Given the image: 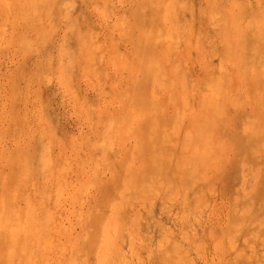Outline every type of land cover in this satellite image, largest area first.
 <instances>
[{
	"label": "rangeland",
	"instance_id": "rangeland-1",
	"mask_svg": "<svg viewBox=\"0 0 264 264\" xmlns=\"http://www.w3.org/2000/svg\"><path fill=\"white\" fill-rule=\"evenodd\" d=\"M204 115L212 161L201 167L183 137ZM263 141L264 0H0L2 261L103 264L113 238L132 261L111 263L157 264L156 246L178 238L190 264H264Z\"/></svg>",
	"mask_w": 264,
	"mask_h": 264
},
{
	"label": "bare ground",
	"instance_id": "bare-ground-1",
	"mask_svg": "<svg viewBox=\"0 0 264 264\" xmlns=\"http://www.w3.org/2000/svg\"><path fill=\"white\" fill-rule=\"evenodd\" d=\"M21 9H22V8H21ZM19 10H20V9H19ZM19 10H18V11H19ZM103 10H104V9H103ZM22 12H23V11H22ZM109 14H110V13H109ZM217 16H218V15H217ZM22 18H23V17H22ZM123 18H125V17H123ZM126 19H127V18H126ZM217 19H218V18H217ZM121 23H122V22H121ZM119 24H120V23H119ZM123 25H124V24H123ZM119 26H120V25H119ZM26 29H27V28H26ZM128 29H129V28H128ZM125 31H126V30H125ZM172 45H173V43H172ZM173 47H174V46H173ZM176 67H177V66H176ZM222 68H223V67H222ZM220 69H221V68H220ZM159 71H161V70H159ZM157 73H158V72H157ZM158 74H159V73H158ZM178 74H179V73H178ZM163 76H164V75H163ZM153 77H154V76H153ZM220 77H221V76H220ZM156 79H157V75H156ZM159 79L161 80V78H159ZM48 80H49V79H48ZM162 80H163V78H162ZM228 81H229V80H228ZM170 82H171V81H170ZM172 82H173V80H172ZM219 82H220V81H219ZM47 84H48V83H47ZM218 84H220V83H218ZM170 85H171V84H170ZM181 87H182V84H181ZM223 87H224V86H223ZM183 88H184V87H183ZM217 88H218V87H217ZM181 90H182V89H181ZM183 90H184V89H183ZM149 91H151V90H149ZM213 91H214V90H213ZM213 91H212V92L210 91V92L214 94ZM151 92H152V91H151ZM210 92H209V93H210ZM154 93H155V91H154ZM154 93H153V94H154ZM211 93H210V94H211ZM201 94H202V93H201ZM150 95H151V94H150ZM154 95H156V94H154ZM217 95H218V97L220 96L219 94H217ZM217 95H215L214 97L216 98ZM260 95H261V94H260ZM152 96H153V95H152ZM202 96H203V95H202ZM206 96H207V95H206ZM206 96H205V97H206ZM225 96H226V95H225ZM153 97H154V96H153ZM187 97H189V96H187ZM193 97H194V96H193ZM180 98H181V96H180ZM182 98H183V97H182ZM182 98H181V99H182ZM208 98H209V97H208ZM225 98H226V97H225ZM152 99H155V98H151V99H148V100L151 101ZM190 99H191V98H190ZM193 99H194V98H193ZM193 99H192V100H193ZM202 99L204 100V97H203ZM202 99H201V100H202ZM209 99H210V98H209ZM209 99H208V101H210ZM174 100H175V99H174ZM212 100H213V99H212ZM175 101H176V100H175ZM193 101H194V100H193ZM260 102H261V101H260ZM148 103H150V102H148ZM181 103H182V102H181ZM208 103H209V102H207V104H208ZM262 103H263V102H262ZM182 104H183V103H182ZM209 104H210V103H209ZM209 104H208V105H209ZM193 105H194V103H193ZM211 105H212V104H211ZM211 105H210V106H211ZM210 106H209V107H210ZM186 107H187V106H186ZM162 108H163V107H162ZM162 108H161V111H162V113H164V112H163V111H164V108H163V109H162ZM183 109H184V108H183ZM183 109H182V110H183ZM177 110L179 111V108H178ZM220 110H222V109H220ZM155 111H157V110H155ZM158 112H159V111H158ZM155 113H156V112H155ZM178 113H179V112H178ZM178 113H177V114H178ZM183 113H184V112H183ZM183 113L181 112V115H180L182 118H181L180 116H178V117H180L181 119H183V117H184V114H183ZM177 114H176V118H175V120H178V119H179V118L177 119ZM182 114H183V115H182ZM156 115H158V113H157ZM160 115H161V112H160ZM166 115H167V114H166ZM166 115H165V116H166ZM152 116H153V115H152ZM166 117H167V116H166ZM207 118L209 119L210 116H209V115H204V116H202L199 120L192 121L193 123H190V124H189V128H190V130H188L187 132L185 131L186 133L184 132V137H183V141H186V143H187V139H188V140H190L189 142H191V144H192V148H191V149H192V150L194 151V153H195V157H194V159H193L194 164L197 165V166H201V167H205L206 165H208L209 162L212 161V157H211V156H212V154H211V153H212V147H211V145H210V141L208 140V133L210 132V130H209V126H208ZM157 119H158V118H157ZM161 119H162V118H160V120H161ZM109 120H110V119H109ZM113 120H114V119H113ZM113 120H110L111 123H113V122H112ZM132 120H133V119H132ZM150 120L152 121V119H150ZM155 120H156V118H155ZM160 120H159V121H160ZM167 120H168V119H167ZM175 120H174V121H175ZM103 121H104V120H103ZM110 121H109V122H110ZM151 121H150V122H151ZM161 121H162V120H161ZM161 121H160V123L158 122V120H157L156 122H157V124H160V125H161V124H163V122L161 123ZM257 121H258V120H257ZM100 122H101V121H100ZM130 122H131V121H130ZM130 122H129V123H130ZM166 122H168V121H166ZM176 122H178V123H177L178 126L182 125V124L179 125V123H180L181 121L179 122V120H178V121H176ZM111 123L109 124V125H110L109 127L112 126V128H113L114 125L111 124ZM129 123H128V125H129ZM152 123H153V121H152ZM218 123H219V122H218ZM107 124H108V123H107ZM130 124H131V123H130ZM154 124H156V123H154ZM177 124H176V125H177ZM216 124H217V123H216ZM50 125H51V124H50ZM149 125H150V124H149ZM160 125H159V126H160ZM164 125H165V124H164ZM167 125H168V124H167ZM217 125H218V124H217ZM223 125H224V124H223ZM252 125H253V124H252ZM106 126H107V125H106ZM131 126H132V124H131L130 126H128L129 128H127V129H130V128H131L130 130L132 131L134 127H133V126L131 127ZM152 126H154V125L152 124L151 127H152ZM156 126H158V125H156ZM159 126H158V128L161 129L160 127H161L162 125H161L160 127H159ZM214 126H215V125H214ZM146 127H148V126H146ZM163 127H164V126H163ZM167 127H168V126H167ZM167 127H166V128H167ZM174 127H175V126H174ZM176 127H177V126H176ZM249 127H250V126H249ZM251 127H252V126H251ZM112 128H108V129L110 130V129H112ZM155 128H156V127H155ZM164 128H165V127H164ZM166 128H165V129H166ZM180 128H181V126H180V127H177V129L175 128L176 130H178V133H179V129H180ZM217 128H218V127H217ZM51 129H52V126H51ZM149 129H150V128H149ZM149 129H148V130H149ZM162 129H163V128H162ZM257 129H258V128H257ZM113 130H115V129H113ZM170 130H173V129L170 128ZM128 131H129V130H128ZM173 131L175 132V130H173ZM255 131H257V130H255ZM107 132H110L109 134H112L113 131L110 130V131H107ZM107 132H106V133H107ZM150 132H151V131H150ZM150 132L148 131L149 134H150ZM169 132H170V131H169ZM257 132H258V131H257ZM103 133H104V132H103ZM103 133H102V134H103ZM146 133H147V132H146ZM152 133H153V132H152ZM172 133H173V132H172ZM176 133H177V132H176ZM249 133H250V132H249ZM260 133H262V132L260 131ZM107 134H108V133H107ZM107 134H106V135H107ZM113 134H115V133L113 132ZM160 134H161V133H160ZM169 134H170V133H169ZM126 135H127V134H126ZM153 135L156 136V134H153ZM228 135H229V133H228ZM103 136L105 137V134L102 135V137H103ZM108 136H109V139H111V138H110V135H108ZM147 136H148V134L146 135V137H147ZM149 136H150V139H151L152 136H151V135H149ZM149 136H148V138H149ZM159 136H160V135H159ZM163 136H164V134H163ZM176 136H177V135H176ZM104 137H103L102 140H104ZM169 137H170V135H169ZM169 137H168V139H169ZM174 137H175V134H174ZM177 137H178V136H177ZM185 137L187 138L186 140H184ZM106 138H107V136H106ZM106 138H105L104 141H105V143L107 144V142H108L107 140H109V139H108V138L106 139ZM154 138H155V137H154ZM160 138H162V137H160ZM160 138H158V141L160 140ZM164 138H165V136H164ZM166 138H167V137H166ZM114 139H115V137H114ZM156 139H157V138H156ZM244 139H245V138H244ZM244 139H243V140H244ZM251 139H252V137H251ZM38 140H39V139H38ZM147 140H149V139H147ZM152 140H153V139H152ZM162 140H163V139H162ZM169 140H172V139L170 138ZM169 140H168V141H169ZM254 140H256V139H254ZM104 141H103V142H104ZM109 141H110V140H109ZM149 141H151V140H149ZM149 141H148V143H149ZM160 141H161V140H160ZM164 141H165V140H164ZM166 141H167V140H166ZM173 141H174V140H173ZM111 142H112V140H111ZM111 142H110V143H111ZM161 142L163 143V141H161ZM170 142H171V141H170ZM170 142H169V143H170ZM175 142H178V141H175ZM252 142H253V140H252ZM263 142H264V141H263ZM263 142H262V144H263ZM151 143H152V142H151ZM158 143H160V142H158ZM158 143L156 142L157 147H158ZM162 143H161V144H162ZM169 143L167 142V145H168ZM243 143H245V140H244ZM259 143H260V142H259ZM111 144H112V143H111ZM111 144H109V146H110ZM149 144H150V143H149ZM153 144H154V143H153ZM161 144H160V147H161ZM164 144H165V143H164ZM173 144H174V143H173ZM188 144L190 145V143H188ZM188 144L186 145V144L184 143V144H182V145H184V146L186 145V146L188 147ZM246 144H247V143H246ZM250 144H251V143H249V145H250ZM151 145H152V144H151ZM151 145H150V146H151ZM167 145H165L164 147H162L163 150H164V148H165ZM174 145H175V144H174ZM174 145H173L172 148H173L174 150H176V149L174 148V147H175ZM252 145H253V144H252ZM252 145H250V146H252ZM255 145H256V144H255ZM257 145H258V144H257ZM47 146H48V145H47ZM101 146H103V143H102V142H101ZM101 146H99V144L97 145V147H101ZM104 146H105V145H104ZM107 146H108V144H107ZM109 146H108V147H109ZM148 146H149V145H148ZM155 146H156V145H155ZM155 146H154V147H155ZM176 146H177V145H176ZM184 146H180V147L183 148ZM250 146H249V147H250ZM261 146H262V145H261ZM97 147H96V148H97ZM151 147H152V146H151ZM154 147H153V151H154V149H155ZM168 147H169V146H167V148H168ZM187 147H186V148H187ZM255 147H257V146H255ZM167 148H166V149H167ZM182 148H180V149H181V150H180L181 152H182V150H183ZM186 148H185V149H186ZM247 148H248V147H247ZM42 149H43V147L41 148V150H42ZM103 149H104V147H103ZM108 149H109V148H108ZM111 149H112V145H111ZM149 149H150V148H149ZM248 149H249V148H248ZM32 150H33V149H32ZM101 150H102V149H101ZM101 150H99V151H101ZM136 150H137V147H136ZM150 150H151V149H150ZM163 150L160 148L159 151L161 152V151H163ZM168 150H169V149H168ZM245 150H246V149H245ZM42 151H44V150H42ZM42 151H41V152H42ZM170 151H172L171 148H170ZM178 151H179V150H178ZM183 151H186V150H183ZM39 152H40V151H39ZM41 152H40L39 156L42 154ZM103 152H104V151H103ZM135 152H136V151H135ZM148 152L150 153L151 151L148 150ZM160 152H159V153H160ZM172 152H175V151H172ZM256 152H257V151H256ZM21 153H22V152H21ZM29 153H31V152L29 151ZM32 153H33V152H32ZM100 153H101V152H100ZM105 153H107V150H105ZM132 153H133V158H134V157H135L134 151H132ZM165 153L167 154V151H163L162 155L165 154ZM257 153H258V152H257ZM43 154H45V152H43ZM46 154H47V153H46ZM156 154H157V153H156ZM166 154H165V155H166ZM168 154H169V153H168ZM173 154H174V153H173ZM173 154L171 153L170 158H171V157L173 158V156H174ZM11 155H12V154H11ZM36 155H37V154H36ZM104 155H106V154H104ZM154 155H155V154H154ZM160 155H161V153H160L159 155H157V156H158L157 158H155V156H154V158L156 159V161L160 158L159 161H161V163H162L164 160H163V161L161 160ZM172 155H173V156H172ZM255 155H256V154H255ZM257 155H258V154H257ZM19 156H20V155H19ZM19 156H17V157H19ZM37 156H38V155H37ZM45 156H46V155H45ZM102 156H103V154H102ZM102 156H101V157H102ZM110 156H111V155H110ZM149 156H150V155H149ZM168 156H169V155H166V156H165L166 158L163 156V158H165L167 162H168V160H167ZM245 156L247 157V154H246ZM35 157H36V156H35ZM95 157H96V156L94 155V158H95ZM101 157H100V159H98V160L100 161L99 163H101ZM106 157H107V155H106ZM111 157H113V156H111ZM246 157H245V158H246ZM249 157H250V156H248L247 158H249ZM25 158H26V156H25ZM47 158H48V157H46V159H47ZM92 158H93V156H92ZM96 158H99V157H96ZM108 158H110L109 155H108ZM131 158H132V157H131ZM154 158H153V160H154ZM170 158H169V159H170ZM15 159H16V158H15ZM17 159H18V158H17ZM36 159L39 160L40 158L38 157V158H36ZM41 159H42V157H41ZM43 159H44V158H43ZM46 159H45V161H46ZM110 159H111V158H110ZM150 159H151V158H150ZM257 159H258V158H257ZM98 160L95 159L96 162H97ZM108 160H109V159H107V161H108ZM170 160H171V159H170ZM176 160H177V159H176ZM18 161H19V160H18ZM22 161H23V160H21L20 163H22ZM31 161H32V160H31ZM31 161H30V162H31ZM41 161H44V160H41ZM45 161H44V162H45ZM48 161H49V159H48ZM83 161H84V160H83ZM109 161H111V160H109ZM150 161L152 162V160H150ZM154 161H155V160H154ZM154 161H153V162H154ZM240 161H241V160H240ZM240 161H238V162H240ZM243 161H244V160H243ZM247 161L249 162L250 160H247ZM254 161H255V160H254ZM254 161H253V163H254ZM38 162H39V161H38ZM96 162H95V163H96ZM151 162H150V163H151ZM15 163H17L16 160H15L14 164H15ZM23 163H24V162H23ZM31 163H32V162H31ZM40 163H41V162H40ZM47 163H48V162H47ZM107 163H108V162H107ZM157 163H158V162H156V166L154 167V169H155V168L157 169V168H158V167H157L158 165L160 166V164L157 165ZM163 163H164V162H163ZM243 163H244V162H243ZM251 163H252V161H251ZM253 163H252V164H253ZM27 164H28V163H27ZM29 164H30V163H29ZM125 164H126V163H125ZM151 164H153V163H151ZM151 164H150V165H151ZM183 164H184V163H183ZM15 165H17V164H15ZM15 165H14V166H15ZM32 165H33V164H31L30 166H32ZM44 165L49 166L48 164H44ZM44 165H43V166H44ZM128 165H129V167L132 166V165L130 166V163H129ZM154 165H155V164H154ZM28 166H29V165H28ZM34 166H35V165H34ZM114 166H115V165H114ZM238 166H240V165H238ZM247 166H248V164H247ZM15 167H16V166H15ZM32 167H33V166H32ZM32 167H31V168H32ZM95 167H96V166H95ZM129 167H128V168H129ZM152 167H153V166H152ZM161 167H162V166L159 167V169L157 170L156 173H158V171H160V168H161ZM12 168H14V167H12ZM40 168H42V166H41ZM128 168H127V169H128ZM172 168H173V167H172ZM237 168H238V167H237ZM237 168H236V169H237ZM14 169H17V168H14ZM14 169H12V171H13ZM42 169H43V168H42ZM44 169H45V168H44ZM239 169H240V168H239ZM239 169H238V170H239ZM244 169H245V168H244ZM244 169H243V170H244ZM29 170H30V169H29ZM29 170H28V172H29ZM21 171H22V170H21ZM41 171H42V170H41ZM130 171H131V170L129 169V172H128V173H130ZM236 171H237V170H236ZM240 171H241V170H239V172H240ZM14 172H15V173H12V174H16V172L18 173V171H14ZM22 172H23V171H22ZM22 172H21V173H22ZM28 172H27V173H28ZM31 172H32V171H31ZM154 172H155V171H154ZM19 173H20V172H19ZM144 173H146V172H144ZM256 173H257V172H256ZM28 174L30 175V173H28ZM28 174H27V175H28ZM95 174H96V173H95ZM102 174H103V173H102ZM124 174H125V173H124ZM172 174H173V173H172ZM18 175H19V174H18ZM24 175H25V174H24ZM29 175H28V176H29ZM125 175H127V174H125ZM125 175H124L123 177H122V176H121V177L124 178ZM128 175H129V174H128ZM173 175H175V174H173ZM258 175H259V174H258ZM11 176H12V175H11ZM14 176L16 177V175H14ZM102 176H103V175H102ZM235 176H236V175H235ZM235 176H234V177H235ZM9 177H10V176H9ZM9 177L7 176V178H9ZM15 177H14V181L17 179V178L15 179ZM17 177H18V176H17ZM237 177H238V176H237ZM126 178L129 179V176H128V177L126 176ZM126 178H125V179H126ZM10 179H11V178H9V181H10ZM25 179H26V177H25ZM146 179H148V178H146ZM146 179L144 180V182H146ZM230 179H231V178H230ZM232 179H233V178H232ZM234 179H235V178H234ZM11 180H13V179H11ZM17 180L20 181L19 179H17ZM126 180H127V179H126ZM14 181H13V182L10 181V183L14 185V183H15ZM177 181H178V180H177ZM180 181H181V180H180ZM196 181L198 182V179H197ZM202 181H203V180H202ZM229 181H230V180H229ZM232 181H233V180H232ZM232 181H231V182H232ZM21 182H22V181H21ZM21 182H20V183H21ZM106 182H107V181H106ZM121 182H122V181H121ZM4 183H5V182H4ZM124 183H125V182H124ZM200 183H201V181H200ZM88 184H89V183H88ZM121 184H122V183H121ZM166 184H167V183H166ZM198 184H199V183H198ZM263 184H264V183H263ZM90 185L93 186V184L91 183V184L87 185V188H89ZM159 185H160V184H159ZM161 185H162V184H161ZM161 185H160V186H161ZM191 185H192V184H191ZM9 186H11V185L9 184ZM136 186H137V185H136ZM162 186H163V185H162ZM193 186H194V185H193ZM193 186H192V188H193ZM262 187H263V185H262ZM15 188H16V187H15ZM87 188H86V190H87ZM93 188H94V186H93ZM189 188H190V187H189ZM197 188H198V187H197ZM197 188H196V189H197ZM12 189H14V188H12ZM128 189H129V188H128ZM175 189H176V188H175ZM175 189H174V190H175ZM190 189H191V188H190ZM199 189H200V188H199ZM84 190H85V188H84ZM122 190H123V189H122ZM191 190H192V189H191ZM8 191H11V187H10V189H9ZM13 191H15V190H13ZM13 191H11L10 193H12ZM176 191H177V190H176ZM187 191H188V190H186V192H187ZM189 191H190V190H189ZM177 192H178V191H177ZM190 192H191V191H190ZM200 192H201V190H200ZM159 193H160V192H159ZM175 193H176V192H175ZM175 193H173V194H175ZM7 194H8V193H7ZM12 194H13V193H12ZM12 194H11V195H12ZM201 194H203V193L201 192ZM175 195H176V194H175ZM246 195H248V194L246 193ZM4 196H5V195H4ZM8 196H9V195H8ZM192 197H193V195H192ZM247 197H249V198H247V200H248V199H249V200L251 199V198H250V197H251L250 194H249V196H247ZM252 197H253V196H252ZM173 198H174V197H173ZM177 198H178V197H177ZM131 199H132V198H131ZM243 199H244V197H243ZM11 200H13V199H11ZM245 200H246V199H245ZM153 201H154V200H153ZM169 201L171 202V200H169ZM182 201H183L182 204L184 205L185 202H184V200H182ZM186 201H187V200H186ZM253 201H254V200H253ZM258 201H259V200H258ZM251 202H252V199H251ZM118 203H119V202H117V204H118ZM122 203H123V202H122ZM172 203H173V202H172ZM235 203H236V202H235ZM238 203H239V200H238ZM238 203H237V204H238ZM249 203H250V201H249ZM252 203H256V202H252ZM252 203H250V204H252ZM129 204H130V203H129ZM129 204H128V205H129ZM151 204H152V202H151ZM186 204H187V202H186ZM118 205H120V204H118ZM118 205H116V206H118ZM149 205H150V204H149ZM233 205H234V204H233ZM233 205H232V206H233ZM238 205H239V204H238ZM260 205H261V204H260ZM146 206H147V205H146ZM150 206L152 207V205H150ZM181 206H182V205H181ZM181 206H180V207H181ZM249 206H250V205H249ZM262 206H263V205H262ZM262 206H261V207H262ZM183 207H184V206H183ZM185 207H187V205H185ZM233 207H234V206H233ZM114 208H118V209L120 210V206H118V207H114ZM187 208H188V207H187ZM187 208H186V209H187ZM236 208H237V207H236ZM236 208H235V209H236ZM118 209L115 210L117 213H118V211H117ZM151 209H152V208H151ZM233 209H234V208H233ZM183 210H184V208H183ZM115 211H112V212H113V213H112V217H113V215H114V216H115L114 219L117 218L116 220H117V223H118L119 219H118V215H117V213L115 214ZM147 211H148V209L146 210V212H147ZM261 211H263V210H261ZM261 211H259V212H261ZM93 212H94V211H93ZM119 212H120V211H119ZM122 212H123V211H122ZM122 212H121V213H122ZM150 212H151V211H150ZM184 212H185V211H183V217H184V214H185ZM235 212H237V211H235ZM26 213H27V212H26ZM91 213H92V212H91ZM95 213H96V212H95ZM144 213H145V212H144ZM147 213H149V212H147ZM8 214H9V213H8ZM8 214H7V215H8ZM122 214H123V213H122ZM3 215H4V214H3ZM12 215H13V214H12ZM119 215H120V213H119ZM234 215H235V214H234ZM116 216H117V217H116ZM123 216H124V215H123ZM149 216H150V214H149ZM175 216H176V215H175ZM180 216H181V215H180ZM186 216H187V215H186ZM236 216H237V215H236ZM240 216H241V215H240ZM240 216H239V218H240ZM120 217H121V215H120ZM189 217H190V216H189ZM192 217H193V216H192ZM144 218H145V217H144ZM148 218H149V217H148ZM180 218H181V221L184 222V219H185V218L183 219L182 216H181ZM186 218L188 219V216H187ZM190 218H191V217H190ZM190 218H189L187 221H189ZM198 218H199V217H198ZM249 218H250V217H249ZM9 219H10V217H9ZM112 219H113V218H112ZM146 219H147V217H146ZM195 219H196V218H195ZM195 219H194V221H195ZM263 219H264V218H263ZM263 219H262V220H263ZM7 220H8V218H7ZM10 220H11V219H10ZM106 220H107V219H106ZM106 220H105V221H106ZM116 220H114V222H115ZM120 220H121V219H120ZM196 220H197V219H196ZM2 221H3V220H2ZM12 221H13V220H12ZM16 221H18V220H16ZM16 221H14V222H16ZM141 221H143V219H141ZM177 221H178V220H177ZM190 221H191V220H190ZM198 221H199V220H198ZM198 221H195V223H197ZM263 221H264V220H263ZM144 222H145V221H144ZM178 222H180V220H179ZM7 223H8V222H7ZM9 223L11 224V222H9ZM9 223L7 224V226H9ZM16 223H17V222H16ZM104 223H105V222H104ZM110 223H111V222H110ZM110 223L108 224V225H109V229H111V230L113 229L112 232H114V231H116V227H117V231H116V232L118 233V232L120 231V226H119V224H121L122 222H120V223L118 224V226H117V223H113V222H112L113 225L110 226ZM138 223H139V222H138ZM180 223H181V222H180ZM180 223H178V224H180ZM190 223H191V222H190ZM198 223H199V222H198ZM12 224H13V223H12ZM12 224H11V225H12ZM18 224L21 225V223H18ZM11 225H10V226H11ZM122 225H123V224H122ZM122 225H121V229H122V232H123L124 228H123ZM127 225H128V224H127ZM138 225H139V224H138ZM156 225H157V224H156ZM181 225H183V224H181ZM181 225H180V226H181ZM196 225H197V224H196ZM23 226H24V224H23ZM23 226H22V228H23ZM139 226H140V225H139ZM141 226H142V225H141ZM145 226H146V225H145ZM191 226H192V225H191ZM197 226H199V224H198ZM0 227H2V226H0ZM3 227H4V226H3ZM181 227H182V226H181ZM114 228H115V229H114ZM143 228H144V227H143ZM146 228H147V227H146ZM146 228H145V229H146ZM182 228H183V227H182ZM184 228H185V227H184ZM184 228H183V229H184ZM19 229H20V228H19ZM109 229H108V230H109ZM118 229H119V231H118ZM191 229H192V228H191ZM22 230H23V229H22ZM111 230L109 231V234L112 233ZM189 230H190V229H189ZM194 230H195V228H194ZM19 231H20V230H19ZM98 231H100V230H98ZM147 231H149V230H147ZM161 231H162V230H161ZM191 231H192V230H191ZM116 232H114V233H116ZM140 232H141V230H140ZM140 232H139V233H140ZM180 232H181V231H180ZM183 232H184V231H183ZM186 232H187V231H186ZM188 232H189V231H188ZM18 233H20V232H18ZM23 233H24V232H23ZM85 233H86V232H85ZM85 233H84V234H85ZM99 233H100V235H101V232H99ZM117 233L115 234V236H117L116 238H118V237L120 236V234H121V233H118V235H119V236H118ZM184 233H185V232H184ZM192 233H193V231H192ZM107 234H108V232H106V236H108ZM128 234H129V233H128ZM142 234H143V233H142ZM16 235H17V234H16ZM110 235H112V234H110ZM129 236H130V235H129ZM142 236H143V235H142ZM16 237H17V236H16ZM111 237H112V236H111ZM160 237H161V236H160ZM160 237H159V238H160ZM188 237L191 238V236H188ZM141 238H142V237H141ZM181 238H182V237H181ZM82 239H83V238H82ZM111 239H113V238H111ZM111 239H108V241H107V243H108L107 246H108V247H106V248L108 249V251H107V249L104 247V248H105V249H104V251H105L104 254H107V252H109V253L113 252V253L110 254V255H112V258L117 257V256L119 255L117 258L120 259L121 257H123L122 254H121L122 251L119 250L121 247H120V248L117 247V249L120 251V254H115V253H117V252L119 253V251L116 252V249H114L116 246L119 245V243H118V245H117V243L113 242V240H111ZM143 239H144V238H143ZM173 239H174V238H173ZM177 239H178V238H177ZM177 239H176L175 246H177V245H176V244H177ZM185 239H187L186 241H190V240H191V239L189 240V239L187 238V235H186V238H185ZM5 240H7V238H6ZM8 240H9V239H8ZM10 240H11V239H10ZM10 240H9V241H10ZM117 240H118V239H117ZM120 240H121V239H120ZM165 240H166V239H165ZM165 240H163L162 243H160L159 241H157L158 243H160V245H159L158 248H157V246H156V249H157V250H156L155 253H154L155 255L153 254L154 257H155V259H156V261L158 262L157 264H161V262H162V264H163V263H165V264H190V263H189V262H190V258H188V257H192V256H191V254H190L188 251L185 252V250H182V249H180L179 247H175L174 244H173V247H172V248H168V249L165 250V245L167 246V244L164 245ZM262 240H263V239H262ZM0 241H1V240H0ZM2 241H3V240H2ZM2 241H1V242H2ZM143 241H145V239H144ZM191 241H192V240H191ZM191 241H190V242H191ZM235 241H236V240H235ZM244 241H245V240H244ZM244 241L242 240V242H244ZM12 242H13V240H12ZM117 242H119V240H118ZM120 242H122V241H120ZM146 242H147V241H146ZM168 242H169V241H168ZM242 242H241V243H242ZM256 242H257V241H256ZM259 242H260V241H259ZM134 243H135V242H134ZM148 243H149V242H148ZM166 243H167V242H166ZM178 243H179V242H178ZM234 243H236V242H234ZM156 244H157V243H156ZM180 244H181V243H180ZM182 244H183V243H182ZM182 244H181V245H182ZM244 244H245V243H244ZM251 244H252V243H251ZM253 244H254V243H253ZM257 244H258V243H257ZM105 245H106V244H105ZM136 245H137V244H136ZM143 245H144V243H143ZM168 245H169V243H168ZM171 245H172V244H171ZM178 245H179V244H178ZM183 245H184V244H183ZM231 245H232V244H231ZM258 245H259V244H258ZM132 246H133V249H134V248H135V247H134L135 244L132 245ZM190 246H191V244H190ZM192 246H193V245H192ZM232 246H233V245H232ZM248 246H249V245H248ZM252 246H253V245H252ZM113 247H114V248H113ZM130 247H131V246H130ZM161 247H164V250L161 249ZM255 247H256V246H255ZM112 248H113L115 251H111V250H113ZM181 248H182V247H181ZM231 248H232V247H231ZM241 248H242V247H241ZM110 249H111V250H110ZM133 249H132V250H133ZM251 249H252V248H251ZM0 250H1V248H0ZM109 250H110V251H109ZM135 250H136V248H135ZM228 250H229V249H228ZM106 251H107V252H106ZM165 251H166L167 253H166ZM168 251L170 252V254L168 253ZM193 251H194V250H193ZM257 251H258V250H257ZM0 252H1V251H0ZM9 252H11V251H9ZM156 252H157V254H156ZM245 252H246V251H245ZM134 253H135V252H134ZM149 253H150V251H149ZM165 253H166V254H165ZM251 253H252V250H251ZM9 254H10V253H8V255H9ZM113 254H114V255H117V256H113ZM131 254H133V253H131ZM136 254H137V253H136ZM144 254H145V253H144ZM146 254H147V253H146ZM151 254H152V252H151ZM151 254H150V255H151ZM167 254H168V255H167ZM255 254H256V252H255ZM258 254H259V253H258ZM0 255H1V254H0ZM4 255H6V254H3V255H2V256L4 257L3 261H2V259H0V260H1L2 262H4V263L0 262V264H1V263H2V264H6V263H7V264H10L11 262H13V259H12V258H10V260H8L9 257H8V259H7V257H6V256H8V255H6V256H4ZM10 255H12V252H11ZM108 255H109V254H108ZM108 255H104L103 257L101 256V257H102V260H101V259H100V260L102 261L103 264H104V263H105V264H106V263H107V264H113V263H111V262H112V258H111V256H108ZM120 255H121V256H120ZM125 255H126V254H125ZM125 255H124V256H125ZM141 255H142V254H141ZM141 255H140V256H141ZM238 255H239V252H238ZM247 255H248V254H247ZM252 255H253V254H252ZM252 255H250V256H252ZM107 256L111 258V259L108 258L109 261L111 260L110 262L107 261ZM126 256H127V255H126ZM132 256H133V255H131V257H132ZM241 256H242V255H241ZM3 257H2V258H3ZM13 257H14V255H13ZM73 257H74V256H73ZM133 257H134V256H133ZM137 257H139V256H137ZM137 257H136V258H137ZM149 257H150V256H149ZM149 257L147 256L148 259H149ZM165 257H167V258H165ZM193 257H194V256H193ZM197 257H198V256H197ZM237 257H238V256H237ZM117 258H116V260H117ZM123 258L126 259V261H128V262H129V261H132V260H129L128 258H125V257H123ZM152 258H153V256H152ZM240 258H241V257H240ZM240 258H239V259H240ZM6 259H7L8 262H5V261H4V260H6ZM124 259H122L121 261H124ZM131 259H134V258H131ZM150 259H151V258H150ZM155 259H153V260H155ZM191 259H192V258H191ZM248 259H250V258H248ZM258 259H259V258H258ZM11 260H12V261H11ZM113 260H115V258H114ZM140 260H142V258H141ZM133 261H134V260H133ZM136 261H138V260H136ZM236 261H238V260H236ZM99 262H100V261H99ZM138 262H140V261H138ZM143 262H144V261H143ZM147 262H149V261H147ZM118 263H120V264H126V263H123V262H118ZM129 263H130V262H129ZM134 263H135V262H134ZM154 263L156 264V262H154ZM260 263H261V262H260ZM260 263H259V264H260ZM11 264H12V263H11ZM73 264H76V263H73ZM98 264H99V263H98ZM116 264H117V263H116ZM135 264H136V263H135ZM139 264H142V262L139 263ZM255 264H256V263H255Z\"/></svg>",
	"mask_w": 264,
	"mask_h": 264
}]
</instances>
